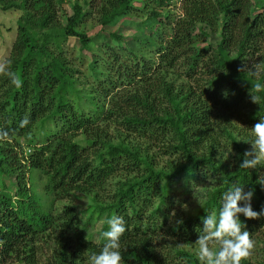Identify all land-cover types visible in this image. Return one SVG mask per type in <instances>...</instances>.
I'll return each instance as SVG.
<instances>
[{"label":"trees","instance_id":"1","mask_svg":"<svg viewBox=\"0 0 264 264\" xmlns=\"http://www.w3.org/2000/svg\"><path fill=\"white\" fill-rule=\"evenodd\" d=\"M176 1L180 13L171 31L164 34L151 29L150 35L158 40L160 34L165 37L155 46L158 64L145 59L123 62L112 52L106 74L95 78V88L87 92L76 88L74 72L62 54L45 61L36 59L34 52L43 53V46L35 45L30 33L19 27L4 66L16 74L22 87H15L0 73V131L9 133L8 139L0 141V264H40V241L51 244L47 264H80L102 250L106 243L102 233L109 230L107 220L113 214L123 217L126 224L120 239L121 264H201L171 240L195 245L202 234V219L212 212L218 216L224 192L238 184L245 192H254V211L264 209V186L254 178L250 181L244 171L227 172L225 164L214 157L210 133L216 119H226L239 102L251 101V89L257 82L264 85V0ZM64 2L0 0V5L3 10L15 8L39 18L42 27H47L56 22ZM171 2L155 0L148 23L171 24L169 15L162 17ZM87 7L88 13L97 14L102 26H114L136 10L132 0H90ZM86 16L78 3L73 5L65 36L83 39L72 28ZM197 27L202 33V27L219 31V41L207 51H182L184 44H192ZM112 37L120 39L116 34ZM201 64L207 70L205 75L199 73ZM176 65L184 67L188 84L176 86L165 80L166 70ZM257 65L260 72L254 73ZM252 94L259 99L248 104L244 117L253 127L264 118V90ZM25 116L30 123L21 128ZM110 122L124 135H119L123 137L118 141L113 142L102 125ZM79 136L84 137L83 144L76 141ZM127 136L167 146V151L181 160L167 170L155 171L144 151L127 144ZM169 136L172 144H167ZM18 138L24 140L28 154ZM207 168L220 176L218 183L206 190V198L195 193L193 202L199 201L195 211L180 214L176 223L165 229L173 209L174 184L182 182L181 193L188 199L206 182L207 174L200 173H206ZM120 171L129 177L118 182L104 201L107 181ZM30 172L45 177V194L54 198L69 200L74 193L86 196L91 203L86 221L73 206L64 207L59 214H54L53 207L43 211L30 186ZM239 218L250 238L264 226V216ZM100 221L102 229L95 243L90 232Z\"/></svg>","mask_w":264,"mask_h":264},{"label":"rangeland","instance_id":"2","mask_svg":"<svg viewBox=\"0 0 264 264\" xmlns=\"http://www.w3.org/2000/svg\"><path fill=\"white\" fill-rule=\"evenodd\" d=\"M89 1L90 0H65L62 5V11L59 13L56 22L47 27H42L39 18H35L15 8L3 10L0 5V65H5V62L9 59L20 26L24 27L30 33L34 39L35 45L39 47L43 46L44 48V52L41 54L38 52L39 50H36L34 52V57L36 59L42 58V60L45 61L53 56L62 54L67 61L68 67L74 72V78L77 81L76 88L83 92L91 91L95 88L97 84L95 78L98 77L102 79L104 77L106 74L105 67L111 60L110 55L112 52L117 53L123 62L130 63L136 59H145L158 64L155 46L165 41L164 34H168L171 31L173 20H175L180 13V4L176 0H173L162 12L163 18L165 17L164 15H169L167 21L171 22V24L166 25L162 23L161 25H157L148 23L147 17L149 12L156 8L155 0H132V5L136 10L114 26H102L94 11L88 13L87 2ZM76 3L82 7L83 12L87 13V16L79 25L76 27L72 26L76 34L84 36L83 39L65 36V32L68 29L66 19L73 15V5ZM151 29L164 33L160 34V40L150 35ZM202 29L205 33H202L201 28L199 29V27H197L196 35L192 38V44H184L181 48L182 51L187 50L188 52V48L192 51L199 49L207 51L210 47H215L219 41V31H210L205 27H202ZM113 34L118 35L120 39H114L112 37ZM233 55L235 54L233 53ZM207 61L206 59L205 62ZM201 65L200 67L202 68H199V73L205 75V71L207 70L203 68V64ZM184 71L182 65H176L173 69L166 70L164 73L165 80L169 83H174L176 86L181 83L188 84L184 77ZM258 71L260 72V69ZM123 90L128 91L129 87ZM248 104L251 105L253 103L248 100H245L244 103L239 102L236 109L232 110L231 113L227 112L226 119L218 118L214 121L210 127V133L213 138L212 142L214 143V149H212V151L215 159L225 164L227 172L230 171V174H235L238 171H244L248 174L250 181L254 178L257 183L260 178L264 179V162L258 165L256 169L240 168V164L245 158V153L252 151L251 143L254 140V134L251 131L253 127L246 122V117H244V113L247 112L245 108L247 109ZM105 107H108V101L105 102ZM217 110L219 113L222 112L219 108H217ZM222 123L224 124L222 125ZM227 123L230 124V126L226 125ZM102 125L105 126L107 136L110 137L113 142L118 141L124 136L121 130H117L118 127H116L115 124L110 122L103 123ZM119 135L123 136L120 137ZM127 137L128 140L126 141L128 143H126L131 146H138L142 152L144 151L149 157V160L151 159L154 163L153 166L155 171L167 170L170 165H175L177 161L181 160L179 155L167 151V146L164 148L159 147V144L146 138H138L136 136ZM168 139L169 143L167 144H172V136H169ZM83 140V136L76 138V141L82 144L84 143ZM17 141L24 147L25 153L28 154L29 149L25 148L24 140L18 138ZM0 146H2V142H0ZM239 150L241 151V155L238 154ZM200 174H207L206 182H201V186L195 188L192 196L188 199L181 193L182 182L179 180L174 184L172 193L174 198L170 201L173 209L169 214L167 223H165V229L174 225L179 219L180 214L194 212L195 205L199 203V201L193 202V196H196L195 193L205 197L206 190H211L220 179L218 174L214 175L208 168L206 173L202 172ZM29 176L32 177L33 182V184L31 182L30 186L32 187L33 185L34 192L39 202L42 204L43 211L53 207L54 214H59L64 207L73 206L76 207V211L79 213L82 221H86L91 212L89 207L91 203L86 196L80 193H74L69 200L54 198L49 193L45 194L43 188L45 183L44 176L38 172H30ZM128 177L129 176L124 171H120L111 177L105 185L103 200L107 201V196L115 190L117 183ZM14 178L15 176L11 177V186ZM5 182L7 183V179H5ZM10 184L8 183V185ZM203 199L204 198H202V200ZM173 213L175 215H173ZM101 229L102 221L95 223L91 228L90 233L95 243L99 242V233ZM251 239L255 242L254 249L252 250L251 256L243 260L241 264H264V226L261 229L258 228ZM161 241L162 239L159 242ZM171 241L174 242L176 246L193 254L199 263H201L197 255L198 245H187L176 239ZM44 243V241L38 242V247L41 249L39 255L40 264H47V259L51 256L52 252V249H50L51 244H49L50 241H46L47 245ZM210 247H212L214 251L219 249L218 244H212ZM80 264H90V259L81 261Z\"/></svg>","mask_w":264,"mask_h":264},{"label":"clouds","instance_id":"3","mask_svg":"<svg viewBox=\"0 0 264 264\" xmlns=\"http://www.w3.org/2000/svg\"><path fill=\"white\" fill-rule=\"evenodd\" d=\"M258 68V65L254 66L252 71L255 73ZM0 73L7 75L15 87H22L21 80L15 73L7 71L4 65H0ZM261 90H264V85L259 82L255 84L254 89H251L250 97L253 103H257L259 97L252 92ZM29 123L30 118L25 116L20 127H26ZM251 131L254 134V140L251 143L252 151L245 153V158L240 164L242 169H256L264 162V118H261ZM8 137V132L0 131V141ZM257 183L264 186V179L260 178ZM253 195V191L245 192L244 187L236 184L223 193L218 216L212 212L202 219V234L195 242L198 245L197 255L201 264H241L243 260L251 256L255 242L250 238V233L245 230L246 226L242 224L239 217L243 215L246 219L253 220L264 216V209L260 212L253 210L251 205ZM241 203L243 206H240ZM107 224L109 230L102 233L106 243L98 254L91 255L90 264H121L122 255L119 249L120 239L126 232L124 218L113 214L107 220ZM212 244H218L219 249L214 251L210 247Z\"/></svg>","mask_w":264,"mask_h":264}]
</instances>
